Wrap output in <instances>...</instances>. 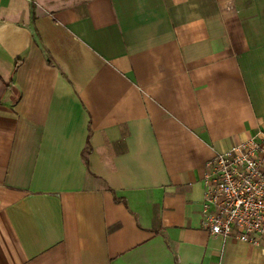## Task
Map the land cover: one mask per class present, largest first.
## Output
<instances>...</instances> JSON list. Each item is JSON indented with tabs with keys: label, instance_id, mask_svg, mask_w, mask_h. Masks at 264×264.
<instances>
[{
	"label": "crops",
	"instance_id": "obj_1",
	"mask_svg": "<svg viewBox=\"0 0 264 264\" xmlns=\"http://www.w3.org/2000/svg\"><path fill=\"white\" fill-rule=\"evenodd\" d=\"M258 133L264 0H0V264H264L201 223Z\"/></svg>",
	"mask_w": 264,
	"mask_h": 264
},
{
	"label": "built area",
	"instance_id": "obj_2",
	"mask_svg": "<svg viewBox=\"0 0 264 264\" xmlns=\"http://www.w3.org/2000/svg\"><path fill=\"white\" fill-rule=\"evenodd\" d=\"M203 182L202 227L213 235L264 245V134L215 153Z\"/></svg>",
	"mask_w": 264,
	"mask_h": 264
}]
</instances>
